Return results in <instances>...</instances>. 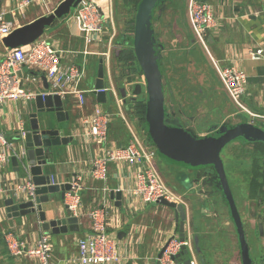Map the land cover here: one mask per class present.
<instances>
[{"label": "built area", "instance_id": "2783aa9c", "mask_svg": "<svg viewBox=\"0 0 264 264\" xmlns=\"http://www.w3.org/2000/svg\"><path fill=\"white\" fill-rule=\"evenodd\" d=\"M6 1L9 2L10 0ZM102 1L104 0L98 2L82 0L78 7L66 17V20L76 24L82 34L85 48L80 51V54L84 56L87 53H91L88 50L89 43H91L92 48H94V44L99 45L100 50L92 49L94 51L92 53L101 55L105 65H107L110 61L112 47L110 41H112L115 32L113 30L112 34H110L108 43H103L101 37L106 33L102 22L110 21V18L104 12V7L102 8ZM35 3L43 4L48 12L52 10L51 0H17L15 8H11L9 4L8 10L6 8L0 9V43L5 36L9 35L17 27L16 20L6 19L5 15L11 14L15 17L16 11H24L28 6ZM186 14L194 39L205 45L204 41L207 33H210L216 27L212 5L207 1L188 0ZM68 53L69 51L54 47L50 40L42 37L26 46L4 48L0 59V105L18 101L25 104L31 102L37 95L23 87L24 79L20 77V71L24 68L28 72V79L33 82H42L41 75L45 76L48 87L44 93L38 94H57L61 98L70 94L76 101L77 106L81 107L85 101L84 94L86 91L78 88V85L85 77V71L80 64H75L71 61L67 62L66 55ZM255 53L260 55L261 51L259 50ZM255 53L251 54L254 55ZM63 62L66 64L64 65ZM214 67L225 92L232 102L250 117L264 121V114L249 111L240 101V97L246 93V73L233 64L220 66L215 61ZM36 70L40 72H36ZM102 90L105 93L112 90L114 95H116L112 87L107 88L104 86ZM91 92L93 91L91 90ZM123 101L124 99H117L118 108L123 105ZM110 121V112L99 107L93 115L81 116L78 126L72 133L74 138L77 137L84 143L92 140L98 149L102 150V154L97 155L92 161L89 176L102 181L104 187L101 201L88 212L91 230L84 236L77 238V255L66 260V264H124L129 258L121 241L114 232L109 230V228L117 227V221L112 222L113 213L110 212L112 207L108 203L107 198L109 189L106 185L111 164L119 166L127 164L131 168L133 166L137 168V171L133 173L134 184L121 189L125 196L128 197L127 201H133L129 206L156 203L160 198L175 203L182 202L181 196L172 193L158 175L153 160L155 156L154 149L141 145L133 134L125 147L109 143L108 126ZM249 122L254 123L253 120ZM24 132L25 129L21 123L16 132V138L24 136ZM13 155L18 158L23 155V151H20L17 147L15 148L0 130V169L10 162V158ZM25 179L26 181L18 183L15 187L7 188L0 184V199H5L10 191L16 196H19L18 193H20L24 198L30 199L34 204V209L37 210L38 203L34 193L35 186L29 178ZM50 180L51 183H55L52 177H50ZM67 183L70 184V189L65 191L63 202L70 215L78 217L81 204L80 192L85 186V178L74 174ZM2 238L8 254L13 258L27 257L35 260L37 264H57L52 260L53 247L47 232L40 233L36 241L30 244L19 240L12 231H2ZM182 245L187 249V254L182 257L179 264H184L183 261L185 259L189 260V264H200L188 226L185 228V235L182 241H180L178 229H174V232L162 246H165V248L161 253V257L157 258L158 264H177L173 257L180 252Z\"/></svg>", "mask_w": 264, "mask_h": 264}, {"label": "rangeland", "instance_id": "374dc122", "mask_svg": "<svg viewBox=\"0 0 264 264\" xmlns=\"http://www.w3.org/2000/svg\"><path fill=\"white\" fill-rule=\"evenodd\" d=\"M11 1V8H15L17 5V0ZM58 1L59 0H57L56 2ZM187 1L188 0L163 1L156 10L157 12H159V9H161V16H157L153 20L154 37L156 43L159 45V55L162 58V66L165 70L164 96L165 103L169 107V111L172 114L175 112L176 119L178 118L182 121L184 120L185 122H187V126L192 129L197 135L201 134V132L202 135H204L205 133H210L223 124L228 126L237 123L238 121L242 120L240 115L243 116V118H245L247 121L253 120L255 125L264 129L263 120L259 118H252L245 112H241V110L237 106H235V104H233L229 99L226 98L227 93L225 92L223 86H220L221 83L216 87H213L212 81L207 83L206 80L209 79L210 75L205 63L208 62L211 66L214 67L215 60L212 59L214 57H211L212 55L209 51L210 49L208 46V41L205 40V45H203L201 42L195 41L194 39L190 26L188 25L189 21L186 14ZM102 3L104 6L107 5L106 8L110 21L107 20V22H102V26L106 34L101 37V40L103 41V43H108V38L114 30L113 23L116 34L118 29L113 10L115 0H104L103 2H101V4ZM40 6L41 4L39 3L31 4L25 9V11H16V16L17 18H19L26 12L28 16L30 15V13L41 10L39 8ZM52 6L54 9L56 5L53 4ZM74 10H72V12ZM46 13H48V11H46ZM9 18L12 19L13 17L9 15ZM65 20L66 19H64V21H62L61 23L57 22L58 27L56 29L55 26L49 27L44 32V35L42 37L46 36L48 38H51L52 40H54L55 37H62V39L65 38V35L68 34V27L67 25H65ZM116 41L117 36H115L113 39V45L111 47L110 54H112V52L114 51ZM69 52L72 53V51ZM183 56H186V58L182 59ZM172 60L173 62L169 63ZM79 62L80 65L83 66L85 77L80 81L78 88L86 91V96L90 95L91 97H93L94 95L91 92V88L94 85V80L97 74V59L89 55L86 62H82L81 58ZM63 64L65 65L66 63L63 62ZM218 64L220 66L225 65L223 61H221L220 63L218 62ZM36 72L40 71L36 70ZM118 73V70L115 67H112V84L114 89L116 90V95H114L112 90H109L106 93V102L99 104V106L103 110L108 109V111L112 115L117 111V116L124 121V124H126V127L129 128L130 133L135 135L141 145L146 148L154 149L153 145L149 144L146 141L143 131L137 127V119L132 118L131 120L129 118L130 116L128 115V109H126L127 107L124 103V101L130 99V97L133 96V86L135 84L141 85V92L136 96L144 95V78H141L139 75L135 76V74L132 75L129 80L125 78L122 86L125 88L126 92V95L124 97L123 92H121L122 88L120 89L118 87H121V85L116 81V76ZM212 78L217 79V76L213 74ZM22 79H24V77ZM29 82L32 83L29 80H24V84H27ZM24 84L23 87L25 86ZM200 87L202 88V91L199 93L197 92V90ZM31 89L35 88L31 87ZM214 94H216V96H214ZM118 98L126 99H124V104L120 108H118L117 106ZM247 99L248 97H246L245 94L240 97V101L243 105L251 110H256L250 105V99H248V101ZM63 102L65 107L71 111V118L69 122L62 123L61 125H66L67 129L69 128V130L67 131H69L70 135L72 136L74 127L73 124H75L74 122H76L75 120L76 118H78L80 107H78L74 103L70 94H67L65 96ZM23 108L24 109L22 110L21 115L27 126V112L30 108V105ZM176 110H181L182 113ZM182 116L185 119H182ZM5 137L15 146L20 143L19 140H12L9 134L6 132ZM72 138V144H78V142H80L77 137L74 138L72 136ZM237 143V146L235 144H232V142L227 144L222 149L221 155L238 212L247 227L251 257L254 259V263L258 264L260 260L264 262V221L262 220L263 227L261 228V230H259L256 226V219L257 217H261L260 219H264V202L261 201L260 198L254 199L250 197L249 192V182L252 179L255 171L251 164V161L255 156L258 155H255L254 151H256V149L254 148V146L250 144L243 145L245 143L239 141ZM232 145L235 146V148L233 149H236V151L238 150L239 160H237L229 151V147H233ZM154 152V165L164 185L172 193L181 196L184 201H189L190 196L187 194L190 187V181H183V177L187 175L188 170L175 165H173L175 167H172L165 162L166 160L161 155H159L155 149ZM258 158H260V165L263 166V156H258ZM260 170L262 171V169ZM176 173H181L182 176L178 177ZM211 190H213L211 187L204 190L208 194V198L206 200L207 205L204 208L202 207L204 209V215L201 214V212L199 211L200 206H198L195 214L196 217L194 220L192 218V221L190 220V223L191 225L192 223L195 224L196 228L193 229V231L196 235H194V237H198L197 241L199 242V247H201L205 251V259L204 256H202L204 263L225 264L222 262L221 256L223 253L222 249L226 247L227 243V241L225 243L223 241L224 229L225 227H229L227 226V224H225L226 222H228L227 218H225L226 216L224 212V209H227V207L221 194H214V192H212ZM145 206L146 207L144 211L151 215V220H149L150 230L146 231L142 238L143 244L146 247V252L148 255H150V259H148V262H152L154 257H156L157 253L162 248V245H159V242L166 241L172 234V232L170 233L169 228V224L172 219V210L155 202L146 203ZM119 209L121 210L122 214H125L126 210L123 205L119 207ZM220 212L225 216L222 217L223 220L217 218V216L219 217ZM187 213L189 214V212ZM213 214L215 216H213ZM190 223L188 222V227L190 228L191 234H193ZM230 230L232 229H228L229 238H231V236L233 235L232 233H229ZM158 231H161L160 237ZM52 237V257H55L61 251L60 248L62 247H60L57 237ZM229 242L231 245V251L229 254L234 257L237 253V243L235 241ZM71 245L72 242L71 244H66L68 248H71ZM198 261L200 263L199 256ZM145 262H147L146 259ZM229 264L236 263L232 261Z\"/></svg>", "mask_w": 264, "mask_h": 264}, {"label": "crops", "instance_id": "0c3cea01", "mask_svg": "<svg viewBox=\"0 0 264 264\" xmlns=\"http://www.w3.org/2000/svg\"><path fill=\"white\" fill-rule=\"evenodd\" d=\"M57 0H51L50 4H55L60 2H56ZM98 2L100 0H92ZM199 1H207L212 5L213 15L216 21V27L210 31L208 35V46L211 57L217 63L223 61L225 65L233 64L239 69H242L247 75V88H246V97H248L249 103L256 110H251L248 107H245L257 114H264V0H199ZM103 2V1H102ZM12 3L6 0L0 1V9L6 8L8 5ZM11 5V4H10ZM51 8L53 9V6ZM7 6V7H6ZM107 6V5H106ZM102 3V8L104 12L107 13V8ZM41 10H37L34 13H30L27 16V12L21 15L19 18L17 16L13 17L11 14H6L5 18L10 19L9 15L13 18L12 20H16V26L20 27L26 23L31 22L39 16L46 15V9L41 4L39 7ZM25 11V10H24ZM52 11V10H51ZM50 11V12H51ZM66 19V18H64ZM62 20H57L53 26L55 29L58 27L57 22L61 23ZM23 20V21H21ZM65 25L68 27V34L65 35V38L55 37L54 40L48 37H42L50 40V43L57 48L64 49L66 51H72L67 54V62H74L75 64H80L81 61L86 62L88 60V56L91 55L97 59L98 66L100 61L102 62L103 67V82L105 87H113L112 84V63L111 58L112 54H110V61L107 65L104 63V59L101 55L92 53L94 52L92 49L100 50V46L94 44V48H92L91 43L88 44V50L91 53H87L84 56L80 54V51H83L85 48L84 39L82 34L77 28V25L65 20ZM189 25V24H188ZM113 29L115 32V27L113 23ZM116 33L114 34V37ZM113 37V39H114ZM113 39L110 41V44L113 45ZM52 41V42H51ZM196 41V40H195ZM115 47L117 46V42H115ZM4 47L2 43H0V59L1 54L4 51ZM105 50V49H104ZM261 51L260 55H257L256 51ZM79 52V53H78ZM251 53H255L252 55ZM85 64V63H84ZM224 65V66H225ZM97 75V74H96ZM20 77L24 80L28 79V72L24 68L20 71ZM96 80V78H95ZM94 80V83H95ZM23 84L26 90L32 91L38 95V93H44L45 89L43 87V82H33ZM39 83V84H38ZM34 87L35 89H31ZM94 85L91 90L94 91ZM123 89H125L123 87ZM82 90V89H81ZM115 93L116 90L114 89ZM108 92V91H107ZM106 92V93H107ZM105 93V95H106ZM91 97L90 95H85V101L80 107L78 118H76V122L73 127V131L78 126V121L81 116H91L95 113L96 109L99 108V103L96 100V95ZM227 95V94H226ZM253 96V97H252ZM65 98V97H64ZM62 98V99H64ZM230 100V98L226 97ZM73 99V97H72ZM123 99V98H121ZM125 99V98H124ZM247 99V101H248ZM106 100V96H105ZM74 103L76 101L73 99ZM231 101V100H230ZM33 102V101H31ZM31 102L23 103H8L6 105H0V130L3 132L5 136V132L9 134L12 140H16V132L19 128V125L22 123L24 129H27L25 121L22 118L21 112L25 106H31ZM124 104V103H123ZM77 105V104H76ZM66 109V108H65ZM108 110V109H105ZM241 112H244L241 110ZM111 114V113H110ZM247 114V113H246ZM242 120H246L243 116L240 115ZM71 118V114H70ZM69 118V120H70ZM112 119V114H111ZM124 119V118H123ZM182 119L184 117L182 116ZM69 120L67 122H69ZM181 120V119H180ZM240 120V121H242ZM184 121V120H183ZM247 121V120H246ZM68 124V123H67ZM66 126V125H65ZM64 126V127H65ZM188 127V126H185ZM189 128V127H188ZM66 134H70L69 128L65 127ZM72 131V132H73ZM199 136H203L198 134ZM206 135V133L204 134ZM120 139V137H119ZM111 144H118L115 138L108 139ZM120 141H122L120 139ZM128 143V142H127ZM127 145V144H126ZM124 145V147L126 146ZM15 146V145H14ZM17 146H15L16 148ZM18 149H23L22 142L18 144ZM102 154V150H99L98 147L94 144L92 140L84 143L82 140L80 142L71 144L69 143L67 146L59 147L57 151V156L52 165L47 169H44V172L50 175L53 178L55 183H64L65 181H69L74 174L81 175L85 178V186L83 190L80 192V208L78 215V232H67L65 234H52L47 232L50 236L51 242L53 240L52 236H56L59 242L61 251L53 258V262L57 264H64L66 260L73 258L77 255V243L76 240L79 237L84 236L89 233L91 230V221L88 217V212L90 209L95 207L102 198V189L104 184L100 180L93 179L89 176L90 169L92 166V161L94 158ZM172 167H175L171 165ZM137 171L136 167H130L127 164L117 165L111 164L109 166V175L107 180V188L109 191L107 192L108 203L112 207L110 212L113 213V223L115 220L117 221V229L109 228L110 232H114L118 238L120 232H124V235L119 239L123 248H125L126 253L129 258L124 264H155L157 261V255L154 257L152 262H148L150 259V255L146 252V247L143 244V236L144 233L150 230L149 220H151V215L146 213L145 205L140 206H129L131 202H128V197L125 196L124 192L121 190L123 187H130L134 184V174ZM178 177H181V173H176ZM187 175L183 177V181H188L186 179ZM26 181L25 177L18 174L14 171V167L11 165V162L7 163L3 168L0 169V184L5 187H15L18 183H22ZM110 190H120L121 191V207L122 205L125 208V214H122L119 207L114 205V200H111L109 197ZM10 191L7 194V197L11 195ZM20 195V193H18ZM22 196V195H21ZM6 197V198H7ZM23 197V196H22ZM52 194L49 195L50 201L48 203L42 204V210L45 212L46 219H52L57 215H61L64 212V202L62 200L53 198ZM24 198V197H23ZM182 203L186 206L187 212L191 210V204L189 201H184L182 198ZM158 204V203H157ZM161 205V204H160ZM129 206V207H128ZM163 206V205H162ZM188 206L190 207L188 209ZM198 206V205H197ZM165 207V206H164ZM168 208V207H166ZM170 209V208H169ZM113 210V211H112ZM172 210V209H171ZM197 210V208H196ZM188 214V213H187ZM189 216H187L188 226ZM171 221L169 224L170 233L174 232V229L177 228L174 221L173 211L171 212ZM12 231L15 233L16 237L19 240H22L28 244L33 243L39 237L40 233L46 232L41 228V224L39 222L38 217V208L35 210V213L32 215L20 216L13 218L10 222L9 218L4 209L3 199H0V264H37L35 260L29 259L27 257L13 258L8 254L6 249L4 240L2 238V231ZM159 237L161 235V231H158ZM167 241V240H166ZM166 241H160L159 245H162ZM71 248H68L66 244H71ZM53 247V244H52ZM161 250V249H160ZM145 259L147 262H145ZM66 264V263H65Z\"/></svg>", "mask_w": 264, "mask_h": 264}, {"label": "water", "instance_id": "95a60500", "mask_svg": "<svg viewBox=\"0 0 264 264\" xmlns=\"http://www.w3.org/2000/svg\"><path fill=\"white\" fill-rule=\"evenodd\" d=\"M82 0H61L55 8L47 15H42L29 23L14 28L11 33L5 36L1 43L4 47L16 48L26 46L44 35V32L52 27L57 20L66 18L72 10L76 9ZM160 0H141L137 6L134 30L132 36V49L137 63L143 73L146 93V122L149 137L156 146L159 154L170 164L185 168L186 170L210 168L213 171L212 181L216 190L226 203L227 213L234 224L240 245L241 264H253L250 248L244 233L243 224L238 212L232 190L226 175L224 162L221 157L222 149L229 143L240 139L243 143H264V129L246 120L238 121L232 125H221L214 132V135H197L192 129L182 125L176 116L170 115L166 111L165 96L162 84V70L158 63L159 53L151 27V15L154 7ZM209 33H207V36ZM102 62L97 69L96 80L93 93L99 103H105V91ZM44 89L48 83L44 75H41ZM101 90V91H95ZM125 97V89H121ZM141 92V85L133 86V96ZM27 112L28 125L24 136H19L16 140L22 142L23 155L11 156L10 162L14 171L29 178L35 186L34 193L38 203V217L41 228L54 235L67 232H78V217L70 215L66 205L61 215L47 220L42 204L50 201L52 194L56 199L63 201L65 191L70 189V184L51 183L50 175L44 172L52 165L56 159L57 151L61 146H67L73 141L70 134H66V129L62 126L69 120L71 111L64 105L63 99L55 94H38L32 100ZM66 108V109H65ZM18 149V145H17ZM109 197L114 200V205H121V191L110 190ZM156 203L172 209L174 221L178 229L180 241L184 239L187 223L186 206L180 202L175 203L160 198ZM3 205L10 222L13 218L32 215L35 213L33 202L30 199L9 195L3 199ZM204 215V209L199 210ZM260 222V219H258ZM124 232H120V239ZM198 237H195V239ZM193 240V236H192ZM166 246V245H165ZM164 247L159 251L157 258L161 257ZM187 254L184 245L180 252L173 258L177 264L182 257ZM201 264H205L202 256L199 258ZM184 264H189L185 259ZM155 264H158L156 261Z\"/></svg>", "mask_w": 264, "mask_h": 264}, {"label": "trees", "instance_id": "16d2710c", "mask_svg": "<svg viewBox=\"0 0 264 264\" xmlns=\"http://www.w3.org/2000/svg\"><path fill=\"white\" fill-rule=\"evenodd\" d=\"M140 1L141 0H115L114 7H113L114 17L116 20V24L118 25L117 34H116L117 36L116 42H117L118 47H115L114 51L112 52L111 63H112V67H115L119 72L116 76V81L120 83L121 87L118 86L120 89L123 88L122 86H123L125 78L129 80L131 76L134 74L135 76L139 75L141 78H143V73L139 68L134 51L132 49V36H133V30H134L135 14H136L137 6ZM163 1H166V0H160L153 9V12L151 15L152 29H153L154 18L157 16H161L162 14L161 9H159L160 10L159 12H157L156 10ZM207 39H208V36H206L205 40L207 41ZM159 51L160 49L158 46L156 48V52L159 53ZM185 58L186 56H183L182 59H185ZM161 59L162 58L159 55L158 63L162 70V84H163V89H164L165 70L162 66ZM172 62L173 60L170 61L169 63H172ZM205 65L207 66L209 75L211 76V77L209 76V79L206 80L207 83L212 81L213 87L219 86L221 81L215 71L216 69L213 66H211L208 62H206ZM213 74L217 76V79L212 78ZM221 85L222 84H220V86ZM201 91H202V88L201 87L198 88L197 92L200 93ZM214 96H216V94H214ZM146 102H147L146 93H144L143 96H136V97L132 96L130 97V99L124 101L125 106L127 107L126 109H128V115L130 116L129 118L131 120L132 118L137 119V127L143 131L146 141L149 144L153 145L154 149L159 154V152L156 149V146L154 145V143L149 137L148 126L146 122ZM165 107H166V111L170 113V115L172 116L175 115V112L174 114H172L169 111V107L166 105V103H165ZM116 112L115 114L112 115V119L108 126V139L115 138V140L118 142L120 146H124L127 144L128 140L132 138V134L130 133L129 128L126 127V124H124V121L120 117L117 116ZM178 112L182 113L181 110H179ZM119 137L122 141H120ZM238 141L240 140H235L232 142V144H235L237 146ZM248 144L254 146V148L256 149V151H254L255 155L263 156V159H264V143L257 142V143H247L243 145H248ZM233 148H235V146L233 147L230 146L229 151L234 155V157L237 160H239L238 150L236 151V149H233ZM258 156H255L253 160L251 161V164L255 171L252 176V179L249 182V187H250L249 192H250V197L254 199L260 198V200L264 202V165L263 166L260 165V158H258ZM165 162L168 163L167 161ZM168 164L172 165L170 163ZM260 169H262V171ZM262 220L264 221V219ZM258 264H264V262L260 260Z\"/></svg>", "mask_w": 264, "mask_h": 264}, {"label": "flooded vegetation", "instance_id": "af4514ba", "mask_svg": "<svg viewBox=\"0 0 264 264\" xmlns=\"http://www.w3.org/2000/svg\"><path fill=\"white\" fill-rule=\"evenodd\" d=\"M174 114V113H173ZM176 116V115H174ZM185 119V118H184ZM179 122L184 125V126H187V122H183L182 120H179ZM217 130V128L210 132V133H206V135H214V136H217L214 132ZM240 140V139H238ZM239 142H242L241 140ZM210 168H207V167H204V168H201V169H191V170H188L187 172V177L186 179L188 181H190V187H189V190H188V194L190 196V204H191V210L189 211V214L191 212V215L189 216V223H190V220L192 221V218L193 220L195 219L196 217V208L198 209V206L199 207V210L203 207H206L207 205V193L204 191L206 188H212L213 190H211L212 192H214V194H221L220 191L216 190L215 187H214V182L212 181V176H213V171H209ZM200 185V186H198ZM231 187V186H230ZM222 196V195H221ZM216 199V198H215ZM198 205V206H197ZM226 205V203H225ZM190 207L188 206V209ZM224 212H225V216L222 215V213L220 212L219 214V217L217 216L218 219H222V217H225L227 218V221L225 224H227V226L229 227H225L224 229V243L227 241L226 243V247H224L223 250V253H222V256H221V260L223 263L225 264H229L231 263L232 261H234L236 264H241L240 262V245H239V241H238V237H237V234H236V230H235V227H234V224L233 222L231 221L228 213H227V209H224ZM213 216H215L213 214ZM241 217V216H240ZM261 217H257L256 219V226L259 230H261V228L263 227L262 225V219H260ZM258 219H260L261 223L258 221ZM241 221H242V224H243V229H244V233H245V236L247 238V241H248V244H249V239H248V231H247V227L245 225V222H243L242 218H241ZM190 226H191V229L193 231V229L196 228L195 224L190 223ZM228 229H232L229 231V233H232L233 235L231 236V238L228 237ZM195 232L193 231V243H194V246H195V249H196V252H197V255L199 256V258L201 256H204V259H205V251L204 249H202L201 247H199V242L197 241V238L195 239L194 237ZM197 236H198V233H197ZM236 242V250H237V253L234 257H232L229 253L231 251V245H230V242ZM250 248V246H249ZM253 259V258H252ZM253 264L254 263V259H253Z\"/></svg>", "mask_w": 264, "mask_h": 264}]
</instances>
